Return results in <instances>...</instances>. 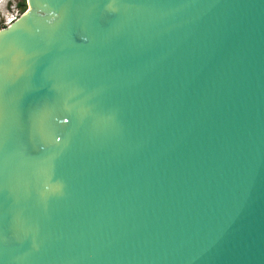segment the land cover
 Wrapping results in <instances>:
<instances>
[{"label":"water","instance_id":"obj_1","mask_svg":"<svg viewBox=\"0 0 264 264\" xmlns=\"http://www.w3.org/2000/svg\"><path fill=\"white\" fill-rule=\"evenodd\" d=\"M0 30V264H264V0H26Z\"/></svg>","mask_w":264,"mask_h":264},{"label":"built area","instance_id":"obj_2","mask_svg":"<svg viewBox=\"0 0 264 264\" xmlns=\"http://www.w3.org/2000/svg\"><path fill=\"white\" fill-rule=\"evenodd\" d=\"M22 12L18 8L14 0L11 1L10 5L5 8L4 12L0 13V30L8 27L13 22H15Z\"/></svg>","mask_w":264,"mask_h":264},{"label":"rangeland","instance_id":"obj_3","mask_svg":"<svg viewBox=\"0 0 264 264\" xmlns=\"http://www.w3.org/2000/svg\"><path fill=\"white\" fill-rule=\"evenodd\" d=\"M15 1V3L16 4H19L22 0H14ZM5 5H4V3H3V0H0V13L1 12H4V10H5ZM18 8L20 9V11L22 12V14H25L27 11H28V8H27V5H26V7H25V9H22V8H20L19 6H18Z\"/></svg>","mask_w":264,"mask_h":264},{"label":"trees","instance_id":"obj_4","mask_svg":"<svg viewBox=\"0 0 264 264\" xmlns=\"http://www.w3.org/2000/svg\"><path fill=\"white\" fill-rule=\"evenodd\" d=\"M18 6H19L20 8H22V9H25V7H26L25 0H22V1L18 4Z\"/></svg>","mask_w":264,"mask_h":264},{"label":"flooded vegetation","instance_id":"obj_5","mask_svg":"<svg viewBox=\"0 0 264 264\" xmlns=\"http://www.w3.org/2000/svg\"><path fill=\"white\" fill-rule=\"evenodd\" d=\"M11 1H12V0H4V5H5V7H8V6L10 5ZM25 3H26V0H25ZM17 6H18V4H17ZM5 7H4V8H5Z\"/></svg>","mask_w":264,"mask_h":264},{"label":"clouds","instance_id":"obj_6","mask_svg":"<svg viewBox=\"0 0 264 264\" xmlns=\"http://www.w3.org/2000/svg\"><path fill=\"white\" fill-rule=\"evenodd\" d=\"M3 3H4V0H3Z\"/></svg>","mask_w":264,"mask_h":264}]
</instances>
